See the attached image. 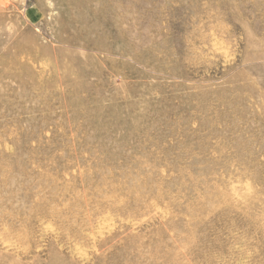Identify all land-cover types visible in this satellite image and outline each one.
Here are the masks:
<instances>
[{
  "label": "rangeland",
  "instance_id": "obj_1",
  "mask_svg": "<svg viewBox=\"0 0 264 264\" xmlns=\"http://www.w3.org/2000/svg\"><path fill=\"white\" fill-rule=\"evenodd\" d=\"M0 264H264V0H0Z\"/></svg>",
  "mask_w": 264,
  "mask_h": 264
}]
</instances>
